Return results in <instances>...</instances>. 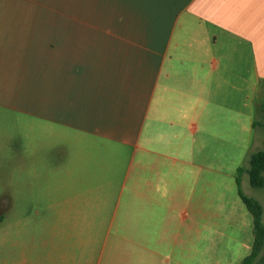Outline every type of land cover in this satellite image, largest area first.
Returning a JSON list of instances; mask_svg holds the SVG:
<instances>
[{
  "label": "crops",
  "instance_id": "0c3cea01",
  "mask_svg": "<svg viewBox=\"0 0 264 264\" xmlns=\"http://www.w3.org/2000/svg\"><path fill=\"white\" fill-rule=\"evenodd\" d=\"M0 111L53 228L90 231L20 241L9 264H190L198 238L213 264L250 252L224 166L264 149V0H0Z\"/></svg>",
  "mask_w": 264,
  "mask_h": 264
},
{
  "label": "rangeland",
  "instance_id": "374dc122",
  "mask_svg": "<svg viewBox=\"0 0 264 264\" xmlns=\"http://www.w3.org/2000/svg\"><path fill=\"white\" fill-rule=\"evenodd\" d=\"M92 8L94 12L95 6ZM95 12L102 16L106 13V5L99 3ZM7 115L0 111V264H9L11 254L17 255L24 249V242L20 241H90V231L87 229L59 231L53 228L56 225L57 199L46 197L42 183L31 180V171L40 174L41 167L25 165L30 152L25 139V128L19 129ZM246 164L247 159L244 158L227 162L224 166V197L227 201L225 214L227 217L231 214L233 218L246 222L247 226L241 227L240 236L251 240V217L240 202L234 183L236 168H246ZM240 181L243 192H248L253 198L262 196L264 203V192L252 189L248 185L247 176L241 175ZM103 233L104 230L98 229L96 240L101 241ZM187 253L190 264H213V260L207 261L203 258L201 238L188 241ZM219 264H224L223 260Z\"/></svg>",
  "mask_w": 264,
  "mask_h": 264
},
{
  "label": "trees",
  "instance_id": "16d2710c",
  "mask_svg": "<svg viewBox=\"0 0 264 264\" xmlns=\"http://www.w3.org/2000/svg\"><path fill=\"white\" fill-rule=\"evenodd\" d=\"M246 174L248 183L253 189L264 187V149L249 156L246 168H237L235 184L237 195L252 219V244L248 255L241 259L239 264H264V225L261 221L262 207L260 203L245 196L239 186V177ZM2 216L0 215V222Z\"/></svg>",
  "mask_w": 264,
  "mask_h": 264
}]
</instances>
